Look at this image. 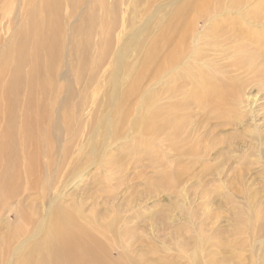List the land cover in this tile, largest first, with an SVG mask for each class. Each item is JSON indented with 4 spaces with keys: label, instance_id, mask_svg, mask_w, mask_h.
Here are the masks:
<instances>
[{
    "label": "bare ground",
    "instance_id": "bare-ground-1",
    "mask_svg": "<svg viewBox=\"0 0 264 264\" xmlns=\"http://www.w3.org/2000/svg\"><path fill=\"white\" fill-rule=\"evenodd\" d=\"M78 1L80 0H40L46 16L37 22V31L34 34H27L23 44L20 41L12 49L5 50L0 61V76L2 73L8 72V80L3 86L0 85V128L1 123L5 124L9 117L15 122L12 131L0 129V160L2 156L5 158V162L0 161V213L4 212L9 215L10 212L15 211L18 216V221L14 225L7 222L10 232L6 238V241L9 242L4 252L11 253V243L14 240H19L25 232H29L28 238H24V242H20L18 248L13 249L14 254L11 255H16L13 264H142L141 259L137 260L131 256L129 252L131 249L128 245L139 240L137 239L138 235L133 233L137 232L135 229L139 228V224L134 220L141 213L136 210L142 208L143 201L134 204L131 201L126 202L125 210L135 212L125 216L123 229L119 230L117 223L123 221L121 218L116 216L110 226L109 223L102 225L97 222L96 214L86 213L88 207L85 205V201L78 204L76 201H72L66 205L60 194L49 197L45 193L44 196L43 188L50 180L42 178L31 181L29 178H25L26 183L30 182L36 188V192L27 196L20 195L15 189V193L12 192V180L18 178V175L15 174L14 167L8 164V161L15 155H24L27 160L26 172L30 171L27 175H36L37 171L31 170L35 165L41 166V156L48 160L47 163H44L49 165L52 161L51 156L56 151L55 147L60 143L56 142L55 129H57L56 124L61 122L57 116L59 121H55V115L60 112L64 124L70 123L71 118L75 117L77 109L73 110L74 108L72 109L71 106L62 105L63 99L59 98L61 95L59 93L67 89L66 82L60 83L58 80L60 75L58 69L65 53L64 31L60 26L55 25L48 13L52 10L58 11L62 5L69 6L71 12L75 13L77 4L73 3ZM169 1L130 0V7L135 16L130 19L132 33L114 54V62L111 64L112 83L109 86V98L112 100L109 105L110 110L118 105L123 106L124 109H115L112 112L107 128V130L110 129V133L105 137V142L109 140V144H111L110 140L116 142L121 139L122 130L132 129L135 134H141L142 140L153 151L147 152L144 157L138 156L135 159L138 161L147 159L153 168L163 167L165 173L178 161L183 163L195 159L206 162L212 143L210 141H213L215 145L223 143V141H217L219 139L217 135L223 127L233 126L234 136L240 134L239 125L241 123L236 120L235 115L246 105V101L252 102L257 99V95L249 94L250 86L252 88V85H258L257 92L259 94L263 92L261 90H264V66L253 69V61L251 58L249 60V57L241 55L242 60L239 61L238 58L233 63L235 66L230 70L231 73L235 72L236 76L246 75V78L241 77L234 83L223 81L226 78L224 74L229 75L227 70H221L217 64L206 60L198 63L196 59L203 49H210L217 53L224 52L226 48L232 50L236 47L235 42L243 43V41L246 42L240 47L252 46L261 52L264 49V2L262 0L258 1L256 5H252V0H231L228 5L224 3V0H218L213 4L206 1L181 4L174 14L173 21H176V25L174 26L168 20L167 15H164L162 20L167 24L170 23L171 27L167 25L166 29H163L159 22L155 23V20L162 14L164 9L161 6L162 3L164 5ZM32 2L33 0H25V13L33 8V5L28 8ZM116 5L114 3L111 7ZM189 11L192 12V18L185 22L182 17ZM22 12L24 13V11ZM116 13L113 11V14ZM228 13L232 17H230L231 21L226 24L227 17L225 15ZM107 14L108 12H106ZM146 14L149 18H146L141 25H136L137 18L140 15L145 17ZM115 22L117 21H109V38L112 37ZM146 22L147 26L151 25V28L160 31V39H162L160 42H158L160 39H156L150 46L141 45ZM200 24L204 25L203 28ZM24 30L28 31V28ZM28 32H34V30L29 29ZM78 32L79 34L85 32L84 23L80 25ZM105 32L101 34H105ZM20 34L21 31L18 29L15 35V39L18 41L21 40ZM156 42L158 43L155 44ZM76 46L75 43L73 47L75 52L78 49ZM44 47L48 49L47 52L44 51ZM130 51L142 54L144 61L141 64H132L128 60ZM248 60L251 63L248 64L251 69H244ZM26 63L29 64L28 72L23 70ZM207 69H211V71L206 72ZM72 71L76 78L79 77L81 73L79 66H75ZM236 71H239V74ZM152 81H154L153 84L144 88ZM162 81L165 83L170 81L173 85L166 90L165 96H163L164 94L159 95L158 92L153 96V87ZM189 86L190 89L187 90ZM20 91L22 92L21 98L19 97ZM68 91L70 93V90ZM179 95L185 97L169 105L165 103L167 99H174ZM135 96L136 98L140 96L139 106H134ZM50 100H53V103H50ZM14 104H18L20 110L10 113L9 106ZM51 104L52 107H50ZM209 104H215L221 108L220 113L222 114H220L219 120L217 116L210 117L209 111L205 119L203 118ZM185 108L188 110L185 112L186 115L184 114ZM191 109L195 111H191ZM133 114L139 116L132 119ZM252 114L253 119H256V112H252ZM212 120L216 121L212 122ZM210 124L212 129L209 131ZM63 126L70 138L65 140L59 149L61 148L62 152L66 154L67 148L76 145L73 142L77 141L76 138L80 131L73 125ZM262 126L260 123L257 124L253 131L256 133V129H258L260 131L258 136L250 135L249 140L242 141V143L233 137V140L219 148L218 157L230 160L232 157L226 156L228 153L243 152L240 150L241 148L252 147L257 141L263 151L264 129ZM97 131V127L91 129L90 142L93 143L99 137L94 136ZM100 143L102 142L100 141ZM91 145V151L94 153L96 144ZM123 146L124 144H121V147ZM42 148L46 153L41 152ZM244 150L251 151L252 149ZM263 156V152L258 154V157ZM40 185L41 187H39ZM38 197H41L43 201L47 198L42 210L38 206L34 209L33 204L30 206L22 204V201L27 198L34 200ZM107 202L109 203V201ZM99 204L98 202L92 207L95 208ZM168 212L160 213L168 219ZM158 217V213L151 214L152 220H156ZM1 221L0 223H2ZM30 224L35 226L33 231L27 228ZM262 230L264 231V222L259 231ZM263 233L261 238H264ZM102 235L109 237L111 244H116L122 249L119 256L111 255V244H107L101 237ZM131 235H135V237L130 242ZM129 236L130 239H128ZM0 262L8 263L2 259ZM208 264L215 263L209 262Z\"/></svg>",
    "mask_w": 264,
    "mask_h": 264
},
{
    "label": "rangeland",
    "instance_id": "rangeland-1",
    "mask_svg": "<svg viewBox=\"0 0 264 264\" xmlns=\"http://www.w3.org/2000/svg\"><path fill=\"white\" fill-rule=\"evenodd\" d=\"M205 1L213 4L218 0H170L164 5L161 2V6L165 10L163 9L162 14L156 17L155 23L159 22L163 29H166L167 25L171 27L170 23L167 24L162 20L163 16L167 15L168 20L175 26L174 14L181 4ZM230 1L224 0V3L228 5ZM258 1L261 0H252L251 3L256 5ZM262 2L264 1L262 0ZM24 3L25 0H0V61L5 50L12 49L20 41L23 44L27 34H34L38 29L36 28L37 22L46 16L40 0H33L28 5V8H31L32 5L33 8L26 13ZM114 3L118 6L111 7ZM73 4H77L75 13L71 12L69 6L62 5L58 11L49 12L48 16L56 26H60L64 31L65 53L58 69L60 72L58 80L60 83L66 82L67 89L59 93L61 94L59 98L63 99L62 105L66 104V106L74 108L73 110L77 109L76 114L71 118L70 123L65 124L61 119L60 112V115L59 113L55 115V121H59L58 118H60L61 122H56L57 129H55L59 133L55 132L56 142L60 143L55 147L56 151L51 156L52 161L49 165H46L48 160L41 156V166L35 165L31 170L37 171L36 175H27L30 171L26 172L27 160L24 155H15L8 161V164L14 167L15 174L18 175V178L12 180V192L15 193L16 190L20 195L26 196L36 192V188L32 186V183H26L25 178H29L31 181L42 178L50 180L48 181L50 184L47 183L43 188L44 196L45 193L49 197L60 194L66 205L72 201H76V204L85 201V205L88 207L86 213L96 214L98 223L100 222L102 225L109 223V226L116 216L123 220L125 216L135 212L125 210L127 201H131L133 204L143 201L142 208L136 210L141 213L134 220L139 224V228L135 229L137 232L133 233L138 235L137 239L139 240L128 245L131 249L129 250L131 256L137 260L141 259L142 264H208L209 262L215 264H264V238H261L264 231H259L264 222V156L258 157V154L264 153V150L262 151L257 141L252 147L241 148L240 150L243 152L228 153L226 156H231L230 160L218 157L217 154L219 148L233 140V137L242 143V141L249 140L250 135L258 136V132H260L258 129H256V133L253 132L257 124L263 125L264 129V90H261L263 92L259 94L257 92L258 85H252V88L250 86L249 94L257 95V99L252 102L246 101V105L235 115L236 120L241 123L239 125L240 134L234 136L233 126L223 127L217 135L219 138L217 141H223V145H215L213 141H210L212 143L206 162L195 159L183 163L178 161L179 163H175L167 173L163 167L153 168L149 160L138 161L135 159L138 156H146V153L153 149L145 144L141 134H135L132 129L122 130L123 136L116 142H112L113 140H110L111 144H109V140L105 142V137L110 133V129L107 130L109 117L115 109H124L123 106L118 105L110 110L109 105L112 100L109 98V86L112 83L111 64L114 62V54L132 33L130 19L135 16L130 7V0H80ZM113 11L117 13L113 14ZM106 12H108L107 15ZM225 16L227 17L226 24H228L227 22L231 21L230 17L232 16L230 13ZM146 18H149L147 14L145 17L140 15L135 22L136 25L144 23ZM191 18V11L182 17L185 22ZM234 18L236 19V17ZM113 20L117 22L114 23L112 37L109 38V21ZM83 23L85 32L79 34L78 28ZM200 26L203 28L204 25L200 24ZM25 28H28V31L32 29L34 32L25 31ZM18 29L21 31V40L19 41L15 39ZM143 29L142 46L143 44L150 46L153 41L161 38L160 31L151 28V25L147 26V22ZM104 31H106L105 34H101ZM244 42L246 41L235 42L236 47L232 50L226 48L224 52L217 53L215 51V53L213 50L203 49L200 51V56L196 58L197 62L206 60L217 64L221 70H227L229 75L224 74L226 78L223 81L229 83H234L241 77L246 78V75L239 74V71H236L238 76L235 75V72H230L235 66L233 63L238 58L239 61L242 60V55L249 57V60L252 59L253 69L263 67L264 49L260 52L252 46L240 47L245 44ZM75 43L78 46H76L78 48L76 52L73 48ZM44 51L47 52L48 49L44 47ZM128 60L132 64H141L144 61L142 54H138L136 51L129 52ZM249 60L244 69H251L248 65L251 64ZM75 66H79L81 70L77 78L72 71ZM23 70L28 72V63L23 66ZM210 71L211 69L206 70V72ZM7 76L8 72L1 74V86L8 80ZM153 83L154 81L149 82L144 88H148ZM172 85L173 83L170 81L155 84L153 96L156 92L163 95ZM187 88L189 90L190 86ZM19 97H22L21 91ZM139 97H134V106H139L141 100ZM183 97L185 96L179 95L174 99H167L165 103L169 105ZM50 103H53V100H50ZM9 110L10 113H16L20 107L18 104L10 105ZM186 111L188 110L185 108L184 114ZM191 111L195 110L191 109ZM208 111L210 117L217 116L218 120L221 118L219 117L222 114L220 113L221 108L215 104L207 106L204 119ZM252 112H256V119H253ZM132 116L133 119L139 115L133 114ZM181 118L183 119V117ZM99 119L101 120L98 121ZM214 121L216 120H212V122ZM14 125L15 122L9 117L5 124L1 123L0 129L12 131ZM63 125L66 127L73 125L80 131L76 138L77 141L73 142L76 145L67 148L66 154L62 152L61 148L59 149V146L70 138ZM95 127L98 128V131L94 136L99 137L93 143L98 147H95L96 150L92 153L91 144L93 143L90 142L89 137L91 138V129ZM208 128H210L209 131L212 129L211 124ZM121 144L124 146L121 147ZM246 148L252 150L246 151L244 150ZM41 152L46 153L43 148ZM41 155L44 154L41 153ZM0 161L5 162L4 156ZM46 199L43 201L41 197L34 200L27 198L22 201V204L24 206L33 204L34 209L37 206L41 209ZM98 202L100 204L93 208L92 205ZM164 211H169L168 219L160 213ZM153 213L159 214L158 219H151ZM170 214L172 215L169 216ZM7 215L8 213H0V220H2L0 223V259L13 264L16 255L11 254H14L15 248H18L20 242H24V238H28L29 232H25L19 240H14L11 243V253L4 252L9 242L6 241L10 232L7 222L14 225L18 221L15 211L10 212L8 217ZM124 223V220L117 223V228L123 229ZM27 228L33 231L35 226L30 224ZM109 234L111 235L110 232ZM101 237L107 244L112 243L109 241V237L103 235ZM134 237L135 235H131L130 242ZM121 251L119 246L111 244L113 257L119 256ZM0 264L2 263L0 262Z\"/></svg>",
    "mask_w": 264,
    "mask_h": 264
}]
</instances>
